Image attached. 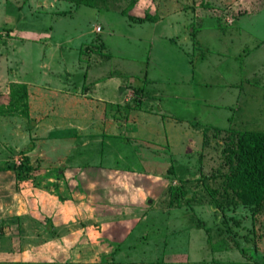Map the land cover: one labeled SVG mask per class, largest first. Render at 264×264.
I'll return each mask as SVG.
<instances>
[{"label": "rangeland", "instance_id": "374dc122", "mask_svg": "<svg viewBox=\"0 0 264 264\" xmlns=\"http://www.w3.org/2000/svg\"><path fill=\"white\" fill-rule=\"evenodd\" d=\"M241 129L264 0H0V264H264V208L210 203Z\"/></svg>", "mask_w": 264, "mask_h": 264}, {"label": "trees", "instance_id": "16d2710c", "mask_svg": "<svg viewBox=\"0 0 264 264\" xmlns=\"http://www.w3.org/2000/svg\"><path fill=\"white\" fill-rule=\"evenodd\" d=\"M90 4L91 0H76ZM227 164L210 203L223 208L244 206L252 213L264 208V130L230 131L221 147Z\"/></svg>", "mask_w": 264, "mask_h": 264}, {"label": "crops", "instance_id": "0c3cea01", "mask_svg": "<svg viewBox=\"0 0 264 264\" xmlns=\"http://www.w3.org/2000/svg\"><path fill=\"white\" fill-rule=\"evenodd\" d=\"M166 16H159V19H157L156 21L154 20L153 22H151V24L149 23V27H151V31L152 32H154L157 28H159V25L158 24H160V23H162V20L165 18ZM195 81H193L192 83H189L190 85H195V84H193ZM119 86H117V88H118ZM189 87V86H188ZM117 91V90H116ZM173 96H174V98H177V100L178 99H180V95H176V94H173ZM186 97H189V98H191V99H189V100H193V99H196V97H195V94H187V96ZM106 178V180H108L109 178H107L108 177V175H106L105 176ZM3 209H2V206L0 207V211H2ZM2 213H3V215L6 213V211H2ZM43 217V219L45 218V219H48L49 220V218L48 217H50V216H45V215H43L42 216ZM47 217V218H46ZM49 222V224H48V226L46 225V227H45V229H46V231H48V232H51V231H53V225H52V223H50V221H48ZM56 250V249H55ZM52 252H55L54 250L52 251Z\"/></svg>", "mask_w": 264, "mask_h": 264}, {"label": "water", "instance_id": "95a60500", "mask_svg": "<svg viewBox=\"0 0 264 264\" xmlns=\"http://www.w3.org/2000/svg\"><path fill=\"white\" fill-rule=\"evenodd\" d=\"M122 90V86H119L118 88H117V92H120Z\"/></svg>", "mask_w": 264, "mask_h": 264}]
</instances>
